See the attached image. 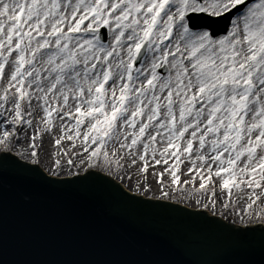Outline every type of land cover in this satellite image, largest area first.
I'll use <instances>...</instances> for the list:
<instances>
[{"label": "snow or ice", "instance_id": "1", "mask_svg": "<svg viewBox=\"0 0 264 264\" xmlns=\"http://www.w3.org/2000/svg\"><path fill=\"white\" fill-rule=\"evenodd\" d=\"M39 191L196 223L221 238L208 264H264V0H0V264H180L158 234L38 257L9 220ZM193 201L246 226L173 203Z\"/></svg>", "mask_w": 264, "mask_h": 264}, {"label": "water", "instance_id": "2", "mask_svg": "<svg viewBox=\"0 0 264 264\" xmlns=\"http://www.w3.org/2000/svg\"><path fill=\"white\" fill-rule=\"evenodd\" d=\"M174 206L202 212L209 220L226 223L204 211ZM9 227L16 230L30 227L36 232L38 239L33 248L40 258L81 255L104 258L116 252L130 254L133 249L129 241L152 234L161 237L154 241L157 246H169V242L182 246L183 251L170 249L180 264H208L221 258L218 255L221 238L205 226L139 210H124L118 215L107 203L73 192L39 191L32 204L13 207Z\"/></svg>", "mask_w": 264, "mask_h": 264}, {"label": "rangeland", "instance_id": "3", "mask_svg": "<svg viewBox=\"0 0 264 264\" xmlns=\"http://www.w3.org/2000/svg\"><path fill=\"white\" fill-rule=\"evenodd\" d=\"M161 72H162V70H160ZM65 175H66V173H65ZM118 182V181H117ZM122 186V185H121ZM123 187V186H122ZM154 191H155V189H154ZM145 198H153V195H152V193H149V195L147 196V197H145ZM155 199H158L159 200V193H156V195H155ZM167 202H169V201H167ZM174 204H179V205H183V206H186V207H188V208H192V209H197V210H203V211H205V212H207L209 215H213V213L210 211V210H204L203 208H201V207H197L196 205H195V202L193 201L192 202V204H188V203H186V202H173ZM214 216V215H213ZM215 217H218V218H220V219H222V220H224L225 222H227V223H229V224H235V225H237V226H246V225H244L243 223H241V221L239 220V218L238 217H229L228 219H223V218H221L220 216H219V214L217 213V214H215Z\"/></svg>", "mask_w": 264, "mask_h": 264}, {"label": "bare ground", "instance_id": "4", "mask_svg": "<svg viewBox=\"0 0 264 264\" xmlns=\"http://www.w3.org/2000/svg\"><path fill=\"white\" fill-rule=\"evenodd\" d=\"M63 177V176H62ZM123 186V185H122Z\"/></svg>", "mask_w": 264, "mask_h": 264}]
</instances>
